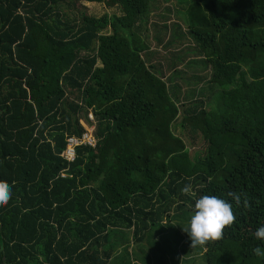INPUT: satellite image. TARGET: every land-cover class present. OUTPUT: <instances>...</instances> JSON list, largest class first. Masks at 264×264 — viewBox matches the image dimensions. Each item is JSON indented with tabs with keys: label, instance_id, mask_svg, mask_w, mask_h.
<instances>
[{
	"label": "trees",
	"instance_id": "trees-1",
	"mask_svg": "<svg viewBox=\"0 0 264 264\" xmlns=\"http://www.w3.org/2000/svg\"><path fill=\"white\" fill-rule=\"evenodd\" d=\"M103 1L0 0V181L12 186L0 264H130L128 235L146 246L153 226L179 236L169 222L204 195L231 202L236 221L202 264H264L253 253L264 252L254 236L264 225V0H106L119 13L101 17L75 9ZM151 8L186 15L201 88L182 92L177 74L167 84L145 60L138 33ZM179 115L205 144L193 157L172 131ZM82 119L94 147L67 162ZM188 183L193 195L181 191ZM229 193L243 194L239 207Z\"/></svg>",
	"mask_w": 264,
	"mask_h": 264
},
{
	"label": "rangeland",
	"instance_id": "rangeland-1",
	"mask_svg": "<svg viewBox=\"0 0 264 264\" xmlns=\"http://www.w3.org/2000/svg\"><path fill=\"white\" fill-rule=\"evenodd\" d=\"M108 5L109 3L106 0H104L102 3L78 2L75 3V9L79 12H82L84 7V12L87 15L94 17H101L106 14L114 15L119 13L117 7H109ZM166 5H174V3L173 1L169 0L164 6ZM63 12L68 11L67 9H64ZM166 17V19L160 17L159 12L156 9L153 10V8H151L149 10L147 23L144 24V28H142V30L138 33L148 46V50L143 53L144 58L147 62L149 59L150 64H152L160 72L158 76H162L161 79L167 84L171 83V76H173V73H175L177 75H175L176 80H174L173 83L177 84L182 92L185 90H191L195 87H198L199 89L202 85H204V82L200 80L198 81L195 74L197 73V77H204L206 73L200 70V65L196 64L195 69V66L192 64L193 61H191V59L197 57L194 55V48L192 47L193 41H191V38L187 32V17L186 15L182 14L180 18L177 12H171L166 15ZM172 24L179 26L180 33L181 35L183 34L181 38H179L181 35H172ZM106 32H109V30ZM173 36L175 40L173 39V42L169 41L170 45H165L164 42L172 39ZM158 39L160 40V43L157 42ZM192 48L193 53L192 51H189L190 54L187 55V58L179 60L177 55H180L182 51L185 52L187 49L192 50ZM195 60L200 61V58ZM178 100L180 102V99ZM178 104L180 111L187 107L186 104L181 107V102ZM181 117L182 116L180 115L177 117V121L172 126V131L184 142L189 152V156L193 157L205 149V144L202 140V137L198 133H193L188 125L183 127L180 126ZM88 118L92 121L91 114ZM80 124H82L84 127L85 134L88 135L87 139L93 143L91 147H94V141L92 140L93 137L91 134L93 129L91 126L92 124L88 125L84 119L80 120ZM184 206V210L180 212L178 211V215H181V219H172L171 222H169L172 224L173 228L177 229L178 233L180 234L179 236L175 234L176 230H174V232L172 231V227H165L163 231H157L159 228L153 226L148 232L150 236L148 237V246H146L144 241L133 245V242H131V235H128L127 250L130 253L131 258H137H132L133 260H131L130 264H136V262L138 264H142V261L144 262L147 258L149 259L150 264H174V262L170 259V253L175 248L176 250L174 254L177 255L178 260L183 261L182 264L203 263L201 255L205 251V248H192L189 237H186L187 233L183 231V228L189 226L190 218L194 214L190 211H186L190 207L188 203H185ZM170 215H174V210L170 212ZM137 248H140L141 250L139 251ZM181 248L185 250V253L181 251ZM120 250L121 248L118 249V251ZM137 252H139L140 255H137ZM137 260L141 262L139 263ZM117 262H119V260H116L115 258L110 260L109 264H117Z\"/></svg>",
	"mask_w": 264,
	"mask_h": 264
},
{
	"label": "clouds",
	"instance_id": "clouds-1",
	"mask_svg": "<svg viewBox=\"0 0 264 264\" xmlns=\"http://www.w3.org/2000/svg\"><path fill=\"white\" fill-rule=\"evenodd\" d=\"M185 195H193L191 183L186 184L182 189ZM236 206L241 205L239 193H229ZM12 197V186L6 181H0V207H6ZM244 206L250 207L247 199H244ZM236 221L233 211V204L228 200L216 195H204L195 201L194 214L190 218L189 226L183 228L187 233L191 247H206L208 244L221 240L226 228L231 227ZM257 240L264 241V225L257 228L254 233ZM257 256H264L260 247L253 248Z\"/></svg>",
	"mask_w": 264,
	"mask_h": 264
},
{
	"label": "built area",
	"instance_id": "built-area-1",
	"mask_svg": "<svg viewBox=\"0 0 264 264\" xmlns=\"http://www.w3.org/2000/svg\"><path fill=\"white\" fill-rule=\"evenodd\" d=\"M92 134V132H91ZM88 135L83 133L81 138H76L74 136L67 137V144L63 152L61 153V157H63L67 162H73L75 159V150L78 146L87 144L92 146V141H89ZM94 141V139H92ZM95 143V141H94Z\"/></svg>",
	"mask_w": 264,
	"mask_h": 264
},
{
	"label": "crops",
	"instance_id": "crops-1",
	"mask_svg": "<svg viewBox=\"0 0 264 264\" xmlns=\"http://www.w3.org/2000/svg\"><path fill=\"white\" fill-rule=\"evenodd\" d=\"M132 258H134V259H135L136 257H132ZM136 259H137V258H136ZM137 261L140 263V261H139V260H137ZM182 262H183V261H181V260H178V261H177V263H175V264H182ZM136 264H138V263L136 262ZM186 264H188V263H186Z\"/></svg>",
	"mask_w": 264,
	"mask_h": 264
}]
</instances>
